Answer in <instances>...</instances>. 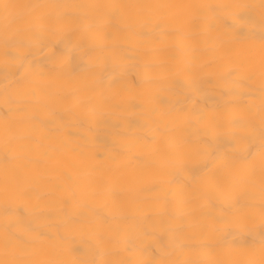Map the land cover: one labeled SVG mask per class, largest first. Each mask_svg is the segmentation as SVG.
I'll use <instances>...</instances> for the list:
<instances>
[{
  "label": "snow or ice",
  "instance_id": "snow-or-ice-1",
  "mask_svg": "<svg viewBox=\"0 0 264 264\" xmlns=\"http://www.w3.org/2000/svg\"><path fill=\"white\" fill-rule=\"evenodd\" d=\"M0 62V264H264V0L0 2ZM66 153L75 173L49 167ZM132 161L162 162L156 230L108 211L117 193L93 179Z\"/></svg>",
  "mask_w": 264,
  "mask_h": 264
},
{
  "label": "bare ground",
  "instance_id": "bare-ground-1",
  "mask_svg": "<svg viewBox=\"0 0 264 264\" xmlns=\"http://www.w3.org/2000/svg\"><path fill=\"white\" fill-rule=\"evenodd\" d=\"M4 3H13L19 5L30 4H76V3H94L97 0H0ZM174 2H183V0H174ZM23 20H27V9H20ZM86 23H92L94 26L99 25L100 21H86ZM185 45L189 48L198 47V36L193 32L188 36L182 37ZM25 62L32 61L33 65L39 63L45 52L38 47H33L24 50L22 53ZM9 69L6 68L2 62H0V76H2ZM6 112V108L0 105V113ZM94 163V162H93ZM161 161H145L138 163L132 161L131 164L119 172H112L107 168V162H105V170L94 174L93 179L100 186H106L115 193H117L114 199H110L107 202V210L112 212L127 224L139 225L140 218L145 214L150 215L152 218L143 225H140L144 231L156 230L163 226L167 220V216H161L160 210L162 201L159 199L160 193L153 191L152 186L160 181V165ZM202 163V158L196 155L185 156L178 170L173 171V175L167 177L168 179L175 178L177 180H184L188 176V169L195 168ZM75 165V166H74ZM56 166L68 172L75 173L78 166V161L71 153H66L63 157L58 158L55 161L49 162V167ZM28 171L30 174L41 177L44 175L42 165H29ZM166 186V185H165ZM174 190L178 191V186H173ZM103 203V202H100ZM173 208L177 215L183 210L184 203L183 198L179 195L174 197ZM172 209H170L171 211ZM47 227L56 229L58 227L55 218H52L47 224ZM179 228L182 225L179 221L174 224ZM145 242L147 238H145ZM72 243L78 248H85L93 245V240L88 232L76 233L72 238ZM98 259H111L114 257L100 256ZM256 259L259 257L256 256Z\"/></svg>",
  "mask_w": 264,
  "mask_h": 264
}]
</instances>
